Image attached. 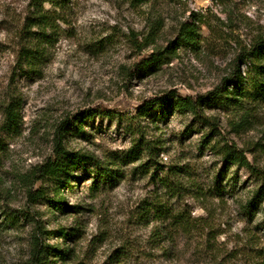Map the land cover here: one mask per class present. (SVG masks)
I'll use <instances>...</instances> for the list:
<instances>
[{
  "label": "rangeland",
  "instance_id": "374dc122",
  "mask_svg": "<svg viewBox=\"0 0 264 264\" xmlns=\"http://www.w3.org/2000/svg\"><path fill=\"white\" fill-rule=\"evenodd\" d=\"M55 1L59 35L34 72L20 58L32 0H0V185L12 191V207L29 205L49 231L69 228L67 239L47 234L45 243L70 248L71 258L47 264H263L264 201L245 209L261 182L249 169L225 164L212 146L221 139L247 149L264 172V151L255 145L264 140V104L252 108V126L238 133L230 123L234 112L212 103L206 113L220 122V134L206 144L211 128L189 111L163 114L162 97L172 91L196 98L221 86L241 49L264 32V0ZM158 12L160 46L177 40L190 22L202 38L199 48L178 46L169 59H153L152 46L140 49L135 41L144 40ZM13 101L21 109L15 130L5 117ZM83 113L86 119L64 139L68 149L95 157L62 191L79 208H51L60 190L42 180L34 189L42 187L49 199L29 203L19 174L54 158L61 121ZM138 137L150 148L132 159L127 152ZM103 163L116 170L110 184L99 179ZM166 174L170 188L159 178ZM159 200L167 213L144 212ZM6 204L0 201V220ZM169 213L177 220L158 216ZM31 232L30 224L0 231V264H32Z\"/></svg>",
  "mask_w": 264,
  "mask_h": 264
},
{
  "label": "trees",
  "instance_id": "16d2710c",
  "mask_svg": "<svg viewBox=\"0 0 264 264\" xmlns=\"http://www.w3.org/2000/svg\"><path fill=\"white\" fill-rule=\"evenodd\" d=\"M133 4L140 5L144 3L154 4L156 0H131ZM47 2L51 6H47ZM61 5L55 0H32L31 10L24 24L25 44L22 47L20 58L29 70L37 72L41 65L47 61L49 49L54 46L60 31V24L62 19L60 12ZM160 12L155 13V16L149 17L150 31L145 36L142 42L135 41L137 46L141 49L144 46H152L151 53L153 59L164 57L171 58L176 53L178 46L190 45L194 48H199L202 43V38L199 37L197 26L195 23L184 22L179 30L177 40L173 41L169 46L162 47L157 42V36L163 25ZM162 59V58H161ZM21 62V63H22ZM217 111H224L230 109L234 112L235 119H231L230 123L235 132L241 131L252 126V108L257 105L264 104V32L259 33L251 42L250 47H243L232 63V67L227 76L224 77L221 86L206 94H199L196 98L192 96H180L172 91L166 93L162 97V104L165 106L163 114L172 112L175 109L181 111H189L194 117L204 123L210 128L211 132L208 135L209 139L206 144H211V138L215 133H219L220 122L214 115L206 113L211 104ZM148 110L147 107L141 108L140 113ZM227 111V110H226ZM6 122L13 130L17 129L21 120V109L19 102H9L6 105ZM90 113L89 115H93ZM86 114L83 113L81 117H76L72 120L70 118L63 119L57 130L55 157L48 158V160L34 167L32 170L21 173L18 176L19 181L24 186L27 193L28 202L36 203L43 199H49L46 191L43 188L34 189V185L39 180L52 181L55 183V189L60 190V199H49L50 207L56 211L67 212L68 209L79 208L76 205L70 206L65 199H62V191L66 184L74 176V172L78 167L86 162H93L95 157L91 153H84L68 149L64 144L65 136L71 132L74 123L83 122L86 119ZM207 136V137H208ZM223 138V137H222ZM212 148H217V152L222 155L225 164H234L243 166L258 178L261 182L259 186L253 189L252 195L245 204L247 211L254 210L260 203L264 201V172L253 165L248 158L247 149H239L236 145H230L229 142H223L218 139ZM259 151H264V140L255 143ZM149 141L138 137L133 141L132 147L128 150L127 156L132 159H139L142 153L149 149ZM151 155H155L152 154ZM143 163L141 166H145ZM116 170L103 163V167L99 170V179L110 184ZM167 175L159 176L161 184L165 187H171V182L167 179ZM5 200L7 206L1 207L3 219L0 220V231L7 228L19 229L25 227L27 224L32 226L30 238V260L32 264H47L51 257H57L63 260L71 258L70 248L61 249L52 244L45 243V235L57 234L60 238L67 239L71 232L69 228L61 227L57 231H49L45 228L42 219L29 205L23 207H12L11 202L14 201L12 191L0 185V201ZM160 201V200H159ZM162 207V209H160ZM165 202H148L143 210L151 214L152 212H164ZM164 213H167L164 212ZM146 214V213H145ZM163 214L158 215L160 218L175 219L177 216ZM57 249V250H56ZM58 251L57 255L53 251ZM56 254V253H55ZM264 264V263H263Z\"/></svg>",
  "mask_w": 264,
  "mask_h": 264
}]
</instances>
